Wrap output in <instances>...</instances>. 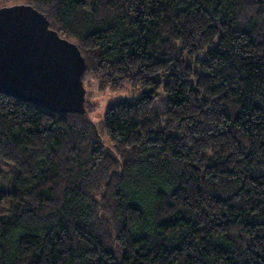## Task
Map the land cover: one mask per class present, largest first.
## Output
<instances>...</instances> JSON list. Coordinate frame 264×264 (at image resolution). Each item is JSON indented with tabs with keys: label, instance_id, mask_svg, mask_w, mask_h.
I'll list each match as a JSON object with an SVG mask.
<instances>
[{
	"label": "trees",
	"instance_id": "obj_1",
	"mask_svg": "<svg viewBox=\"0 0 264 264\" xmlns=\"http://www.w3.org/2000/svg\"><path fill=\"white\" fill-rule=\"evenodd\" d=\"M22 2L141 93L104 139L0 91V264H264V0Z\"/></svg>",
	"mask_w": 264,
	"mask_h": 264
},
{
	"label": "water",
	"instance_id": "obj_2",
	"mask_svg": "<svg viewBox=\"0 0 264 264\" xmlns=\"http://www.w3.org/2000/svg\"><path fill=\"white\" fill-rule=\"evenodd\" d=\"M86 62L28 4L0 7V91L50 111L84 112Z\"/></svg>",
	"mask_w": 264,
	"mask_h": 264
},
{
	"label": "rangeland",
	"instance_id": "obj_3",
	"mask_svg": "<svg viewBox=\"0 0 264 264\" xmlns=\"http://www.w3.org/2000/svg\"><path fill=\"white\" fill-rule=\"evenodd\" d=\"M21 3H23L22 0H0V6H11ZM83 86L85 90L84 108L87 111V117L97 126L104 139H107L102 127L105 109L120 100L136 99L141 93L140 89L135 88L127 80L118 82L112 87L109 83H101L90 74L84 75ZM153 108L155 115H161L164 112V95L161 92L157 94Z\"/></svg>",
	"mask_w": 264,
	"mask_h": 264
}]
</instances>
